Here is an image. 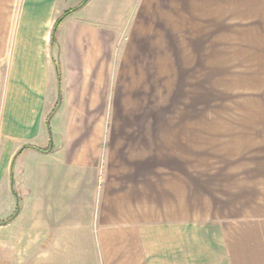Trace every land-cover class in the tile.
I'll return each instance as SVG.
<instances>
[{
	"label": "crops",
	"instance_id": "0c3cea01",
	"mask_svg": "<svg viewBox=\"0 0 264 264\" xmlns=\"http://www.w3.org/2000/svg\"><path fill=\"white\" fill-rule=\"evenodd\" d=\"M82 1L0 0V248L42 249V264H264V0ZM204 7L253 37L262 72L256 109L206 112V141L162 110L167 25Z\"/></svg>",
	"mask_w": 264,
	"mask_h": 264
},
{
	"label": "rangeland",
	"instance_id": "374dc122",
	"mask_svg": "<svg viewBox=\"0 0 264 264\" xmlns=\"http://www.w3.org/2000/svg\"><path fill=\"white\" fill-rule=\"evenodd\" d=\"M205 11L206 7L196 8L194 24L188 22L186 25L183 21L185 19L180 18V23L167 25V35L176 34V44L175 56L171 61L173 81L169 88H164L162 110L171 115L174 113L172 126H183L182 122L188 116V126L195 127L196 134L200 135L196 138L206 141V112H233L250 106L256 109L257 104H250L245 96L256 90L254 82H258L262 72L255 71L258 64L252 59L256 55L250 47L253 37L230 32L232 26L206 23ZM150 27L153 28V24ZM172 29L176 32L172 33ZM148 47L153 49L151 43ZM151 53L147 63L154 71ZM259 67L261 70V65ZM153 108L154 102L148 109L153 111ZM151 121L148 120V126H152ZM14 214L15 212L9 215L7 220H11ZM1 218L0 216V224L3 222ZM25 226L26 216L14 229L24 236ZM9 234V230H4V239ZM9 240L10 238L4 243L9 245ZM41 250L19 246L16 251L4 246L3 249L0 248V264H42Z\"/></svg>",
	"mask_w": 264,
	"mask_h": 264
},
{
	"label": "trees",
	"instance_id": "16d2710c",
	"mask_svg": "<svg viewBox=\"0 0 264 264\" xmlns=\"http://www.w3.org/2000/svg\"><path fill=\"white\" fill-rule=\"evenodd\" d=\"M75 9H69V10H66L65 12H64V14H62L60 17H58V19L56 20V22H55V27H57V25L64 19V17L65 16H68L71 12H73ZM52 37H53V35H52ZM52 42H53V40H52ZM56 72H57V76H58V78L60 77V72H59V69L58 68H56Z\"/></svg>",
	"mask_w": 264,
	"mask_h": 264
}]
</instances>
